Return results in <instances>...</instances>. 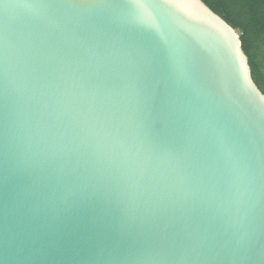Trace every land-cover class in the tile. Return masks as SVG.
Masks as SVG:
<instances>
[{
	"label": "water",
	"instance_id": "1",
	"mask_svg": "<svg viewBox=\"0 0 264 264\" xmlns=\"http://www.w3.org/2000/svg\"><path fill=\"white\" fill-rule=\"evenodd\" d=\"M0 264H264V94L201 0H0Z\"/></svg>",
	"mask_w": 264,
	"mask_h": 264
},
{
	"label": "trees",
	"instance_id": "2",
	"mask_svg": "<svg viewBox=\"0 0 264 264\" xmlns=\"http://www.w3.org/2000/svg\"><path fill=\"white\" fill-rule=\"evenodd\" d=\"M239 35L253 81L264 94V0H201Z\"/></svg>",
	"mask_w": 264,
	"mask_h": 264
}]
</instances>
